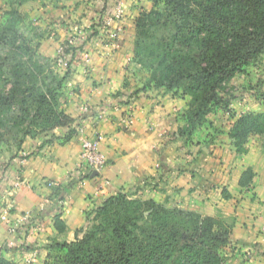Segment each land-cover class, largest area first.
<instances>
[{
	"label": "crops",
	"instance_id": "crops-1",
	"mask_svg": "<svg viewBox=\"0 0 264 264\" xmlns=\"http://www.w3.org/2000/svg\"><path fill=\"white\" fill-rule=\"evenodd\" d=\"M116 1L0 0V23L17 12L19 33L37 42L39 55L68 72L60 110L74 120L72 128H83L82 135L56 128L27 137L17 156L27 157L0 164V254L15 264H44L52 243L73 241L76 230L87 223L86 213L119 193L203 216L220 211L236 220L230 242L247 247L249 241L262 240L264 204L258 198L264 175L258 166L249 162L236 168V163L184 155L178 131L185 126L188 99L139 88L132 60L134 24L142 11L153 8V0H119L123 21L117 46L87 36L89 28L100 29L96 24ZM69 40L76 49L60 54ZM95 133L103 136L98 148L106 166L99 173L80 171L81 137ZM246 147L245 156L251 155ZM247 168L252 181L241 187ZM15 180H21L19 188H14ZM10 203L12 225L1 217ZM24 215L27 223L18 226ZM31 223H39L40 229L33 230Z\"/></svg>",
	"mask_w": 264,
	"mask_h": 264
},
{
	"label": "trees",
	"instance_id": "trees-1",
	"mask_svg": "<svg viewBox=\"0 0 264 264\" xmlns=\"http://www.w3.org/2000/svg\"><path fill=\"white\" fill-rule=\"evenodd\" d=\"M156 1L164 8L154 2L135 20L133 59L149 70L148 86L141 89H175L173 96L188 99L185 126L178 133L192 136L212 108L222 105L227 84L264 54V0ZM8 14L0 29L2 41L10 33L15 39L22 35L18 13ZM29 71L13 64L11 88L0 91V137L16 131L30 137L56 128L77 132L74 120L58 110L55 89L47 87L42 94L27 83ZM255 135H264V111L242 114L233 123L229 139L235 153L246 154ZM252 177L247 168L239 185L247 187ZM86 219L90 224L83 235L81 228L73 241L52 243L44 264H224L221 249L230 243L234 226L233 218L203 216L122 193L87 212ZM54 220L59 228L60 220ZM0 264L15 263L0 254Z\"/></svg>",
	"mask_w": 264,
	"mask_h": 264
},
{
	"label": "rangeland",
	"instance_id": "rangeland-1",
	"mask_svg": "<svg viewBox=\"0 0 264 264\" xmlns=\"http://www.w3.org/2000/svg\"><path fill=\"white\" fill-rule=\"evenodd\" d=\"M153 2H155L157 9L164 8L162 2H157L156 0H153ZM8 15L9 14H7V18ZM3 25L4 24L1 22L0 29ZM9 35L10 37H8L7 40L2 41L0 39V91L8 93L11 88V69L13 64L20 63L22 67L25 66L30 70L29 72L31 75L27 79L29 85L34 84V86L42 91V94L46 93L47 87L55 89V94L61 100V103L59 102L58 104L59 110L65 102L66 84L62 79L65 69L63 70L56 61L48 60L39 55L37 53V42H34L28 37H22V35H18L16 39L13 38L12 33ZM13 39L15 43H12ZM21 45L26 46V48H21ZM133 58L134 57H132V60H134L133 66L138 69V71H136L134 68L135 71L138 72L137 82L141 85L139 87L141 89L148 86L147 80L149 77V70L142 67ZM155 89L160 90L162 93L170 94L171 96H173L175 92V89L172 91H168L164 88ZM178 94H180V92H178ZM221 97L223 99L222 105L212 108L210 113L204 117L203 125L197 128L192 136L181 137L180 146L184 149V155H193L192 153H195L199 156L202 155L203 159H213L214 162L222 161L223 164L236 163V168L239 166L246 167L248 165L246 163L252 162L258 166L259 172L262 174L263 178L264 135H255L248 140L247 146L251 151V155L245 156V154L237 155L235 153L229 139V132L233 123L240 115L264 111V54L259 57L257 62L246 66L242 72H239L221 92ZM21 132L22 131H16L15 135L5 133L3 137H0L1 165L10 161V158L14 154L18 156V152L27 138L24 137ZM46 132L49 131L32 132L30 138H35ZM202 153H205V155ZM249 156L257 158V163L255 159ZM2 159H4V161H2ZM261 183L259 188L263 189V191L259 193L260 198L258 199H261L262 204H264V181ZM224 216L225 215L220 213V211L215 215V217L223 218ZM233 219L234 229L236 220L235 218ZM89 224L90 223L87 221L86 225L81 229L82 232L79 234V237L83 235V231L88 228ZM262 231V240L249 241V246L247 247L242 242L241 244L236 240L229 243H232V245L228 244L223 247L221 249V256L223 257L224 264H264V224Z\"/></svg>",
	"mask_w": 264,
	"mask_h": 264
},
{
	"label": "built area",
	"instance_id": "built-area-1",
	"mask_svg": "<svg viewBox=\"0 0 264 264\" xmlns=\"http://www.w3.org/2000/svg\"><path fill=\"white\" fill-rule=\"evenodd\" d=\"M122 21H123V9L122 4L118 0L114 3L110 13L105 16L100 22V29L95 31L92 28L88 29L87 36L92 35V39H95L98 44L117 46L122 34ZM96 32V33H95ZM70 51L76 49L74 40H69L64 46H61L59 53L63 54L66 50ZM130 122V121H129ZM78 134H83V128L77 129ZM103 140V136L100 133H95L92 137H81V153L77 163V168L80 171H88V173H99L105 166L106 160L99 151V144ZM22 158H26L27 154H21ZM21 180H15L14 188L21 186ZM13 208V203H10L6 208H3L2 220L10 224L9 213ZM28 216H22L17 219V225H23L27 223ZM33 230H39V223H31ZM12 225V224H10ZM12 231V228H10ZM10 247H15L16 244L13 241H9Z\"/></svg>",
	"mask_w": 264,
	"mask_h": 264
}]
</instances>
